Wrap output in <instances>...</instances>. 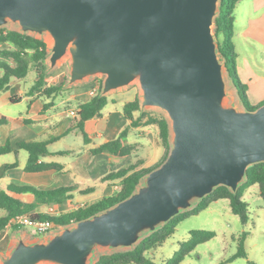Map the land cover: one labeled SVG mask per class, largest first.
<instances>
[{
  "label": "water",
  "instance_id": "95a60500",
  "mask_svg": "<svg viewBox=\"0 0 264 264\" xmlns=\"http://www.w3.org/2000/svg\"><path fill=\"white\" fill-rule=\"evenodd\" d=\"M219 5L0 0V28L47 43V72L65 61L67 86L99 76L103 96L136 84L140 110L161 112L170 130L165 159L129 196L46 239L18 237L0 264H94L98 250L132 249L218 186L236 193L247 168L264 162V103L248 110L238 97L226 105L232 88L213 31Z\"/></svg>",
  "mask_w": 264,
  "mask_h": 264
},
{
  "label": "crops",
  "instance_id": "0c3cea01",
  "mask_svg": "<svg viewBox=\"0 0 264 264\" xmlns=\"http://www.w3.org/2000/svg\"><path fill=\"white\" fill-rule=\"evenodd\" d=\"M233 16L238 76L246 86L249 103L256 105L264 101V0L240 1ZM51 71L46 74V85L62 84L67 69L66 72L59 70L53 74ZM33 74L30 85L13 90L15 81L25 78L12 79L9 87L0 91V146L8 142L13 150L0 155V191L9 187H31L44 191L72 187V190L60 204L39 205L29 214L48 216L49 209L53 208L51 215L59 216L109 197L115 193L114 186L120 183L103 179L107 174L135 164H139L137 169L150 167L159 160L158 129L153 124L130 127L125 139L131 151L125 156L110 153L94 155L90 152L91 148L116 139L128 125L122 108L125 102L138 97L139 92L138 95L133 91L128 93L127 87L109 93V102L100 115L84 122V131L88 136V143H85L75 126L76 116H71L69 112L76 111L78 103L88 101L93 91L100 90L102 78L93 86L85 82L70 86L64 84L65 88L58 94L46 97L39 92L29 93L36 80V74ZM231 91L232 97H235L236 89ZM138 115L139 112H135V116ZM43 140H50L47 145L49 154L40 156L38 162L47 164V167L36 172L25 171L28 152L19 149L18 143ZM5 214L6 210L0 209V218ZM62 227L37 234L31 227L7 223L0 230V257L10 252L18 237L27 242L38 241L50 237ZM29 236L34 239L30 240Z\"/></svg>",
  "mask_w": 264,
  "mask_h": 264
},
{
  "label": "trees",
  "instance_id": "16d2710c",
  "mask_svg": "<svg viewBox=\"0 0 264 264\" xmlns=\"http://www.w3.org/2000/svg\"><path fill=\"white\" fill-rule=\"evenodd\" d=\"M242 0H220L219 14L215 20L214 33L217 37L219 56L224 62L226 74L231 79L236 93L242 102L243 107L253 110L264 101L252 105L246 95V86L243 84L237 74L236 53L233 43V12L237 4ZM47 44L41 39L32 35L24 34L16 30L0 28V91L9 87L12 79L25 78L30 71L36 74L29 93L39 92L46 97L55 96L64 87L62 84L46 85L45 77L47 74ZM13 101V98H11ZM109 102L108 96L100 95V90L94 93L86 102L77 104L76 110V128L81 133L85 143H88V136L84 131V122L88 119L100 115L103 107ZM139 112L135 116V112ZM123 115L128 121V125L120 132L119 136L111 141L105 142L97 147L90 149L94 155L110 153L116 156H125L130 153L131 147L126 141V136L130 127H139L145 125H156L158 136L168 151V139L170 137L169 123L165 116L158 111H140L139 100L136 96L132 101L125 102L122 108ZM50 140L43 141H24L18 143L19 149L28 152V159L25 165V171L36 172L47 167V164L38 162L40 156L49 154L47 145ZM13 151L10 144L6 142L0 146V155ZM146 168L137 169L139 164L128 166L107 174L103 179L119 181L120 190L109 197L91 203L89 205L78 207L59 216H41L32 215L33 218L50 219L59 225H68L70 222L87 218L101 210L109 208L129 196L140 178L149 172L152 168L160 164L164 159ZM12 164L11 166H14ZM257 184L260 196L264 203V162L251 165L247 168V179L240 185L236 193H233L226 186H218L213 192L202 199L196 206L187 212H183L173 217L168 223L159 230L144 237L132 249L121 250L110 254H100L94 264H154L152 260L145 256V252L155 246H161L162 243L174 232L176 225L185 217L197 214L199 211L207 208L212 202L219 199H227L231 212L239 216L242 224L248 220L247 203L241 199L243 193L250 185ZM72 187H61L53 190H38L31 187H9L6 191H0V209L6 210L5 216L0 218V230L5 227L9 219L15 215L28 213L39 205L60 204ZM27 193L29 195H27ZM18 228V227H15ZM214 236L213 231L193 230L190 231L187 240L179 244L178 249L167 260L166 264H179L184 256L192 251L196 245L205 242ZM247 233L243 232L237 239V250L234 255L227 259L232 261L237 257H246L244 242ZM251 263V262H249ZM222 264V263H221Z\"/></svg>",
  "mask_w": 264,
  "mask_h": 264
},
{
  "label": "rangeland",
  "instance_id": "374dc122",
  "mask_svg": "<svg viewBox=\"0 0 264 264\" xmlns=\"http://www.w3.org/2000/svg\"><path fill=\"white\" fill-rule=\"evenodd\" d=\"M2 28L9 29L7 27ZM66 69V62L63 61L51 73L59 72V70H65L66 72ZM33 73L35 72L30 71L25 79L15 81L13 90L30 85L34 76ZM223 74L227 87L234 88L229 82L225 71ZM101 78L97 76L85 81V83H91L93 86ZM67 80L68 75L66 73L63 81L65 85L67 84ZM128 90V93L133 91L135 95H138L139 90L136 84L128 87ZM122 92L125 94V91ZM234 96L226 100V105L229 106L232 101L236 102L238 98L236 92ZM158 137L159 160L156 163L160 162L167 154L166 146L162 143L160 136ZM241 199L247 203L248 220L246 224H242L239 216L231 212L230 206L227 203L228 201L222 199L215 204L212 203L197 214L189 215L182 219L165 242L161 246H155L147 250L144 253L145 256L152 260L154 264H166L167 260L178 249L179 244L188 239L190 231L208 230L213 231L214 236L196 245L192 251L184 256L179 264H264V203L260 196L258 185L253 184L247 187ZM26 230L30 231V228H26ZM243 232L247 233L244 242L246 257H237L225 263L228 258L235 254L237 250V239ZM28 238L30 240L34 239L32 236ZM101 253L102 251L98 250V254L95 255L94 260Z\"/></svg>",
  "mask_w": 264,
  "mask_h": 264
},
{
  "label": "built area",
  "instance_id": "2783aa9c",
  "mask_svg": "<svg viewBox=\"0 0 264 264\" xmlns=\"http://www.w3.org/2000/svg\"><path fill=\"white\" fill-rule=\"evenodd\" d=\"M93 93H95L93 91ZM71 116H76V111L71 110L69 112ZM120 185L114 186L115 192H118L120 190ZM53 208L49 209L48 216H50L53 213ZM52 216V215H51ZM74 223V222H70ZM9 225H16V226H28L31 227L35 233L37 234H46L53 230L54 228L61 227L64 225H59L56 224L54 221L50 219H39V218H33V216L29 213H23V214H18L13 217H11L8 221Z\"/></svg>",
  "mask_w": 264,
  "mask_h": 264
}]
</instances>
